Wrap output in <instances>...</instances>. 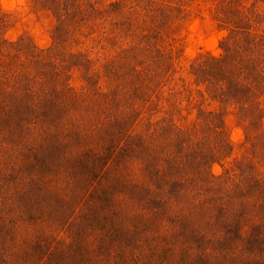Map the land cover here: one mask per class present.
Returning <instances> with one entry per match:
<instances>
[{"label": "rangeland", "instance_id": "rangeland-1", "mask_svg": "<svg viewBox=\"0 0 264 264\" xmlns=\"http://www.w3.org/2000/svg\"><path fill=\"white\" fill-rule=\"evenodd\" d=\"M254 1L0 0V264H264Z\"/></svg>", "mask_w": 264, "mask_h": 264}, {"label": "trees", "instance_id": "trees-1", "mask_svg": "<svg viewBox=\"0 0 264 264\" xmlns=\"http://www.w3.org/2000/svg\"><path fill=\"white\" fill-rule=\"evenodd\" d=\"M261 1L264 2V0H260L254 1V3ZM231 32L232 35L229 38H234L233 46H231L230 52L222 59L221 71L226 72L228 70L227 79L230 78L232 82H229L232 83L233 87H237L236 90H240L239 82L236 81L235 77L238 75L245 76V73H247L246 79L250 78L255 69L264 72V13L258 10L254 15L242 19L241 25H235ZM235 54L248 57V60H246L248 68L237 67L234 63ZM254 79L259 80L258 77H254ZM261 193L264 195V189ZM254 230L250 239L253 244L259 245L264 241V225H256Z\"/></svg>", "mask_w": 264, "mask_h": 264}]
</instances>
